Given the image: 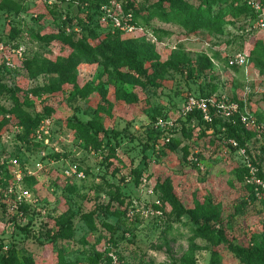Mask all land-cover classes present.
Masks as SVG:
<instances>
[{
	"label": "rangeland",
	"instance_id": "374dc122",
	"mask_svg": "<svg viewBox=\"0 0 264 264\" xmlns=\"http://www.w3.org/2000/svg\"><path fill=\"white\" fill-rule=\"evenodd\" d=\"M157 2L0 0V85L13 91L3 94L0 105L5 110L17 102L23 113L19 117L0 110V121H8L0 130V154L22 150L29 167L41 153L46 155L32 184L34 211L40 213L33 223L25 230L16 227L0 205L3 251L15 244L37 264H181L192 246L196 264H210L213 249L219 252L217 264H243L231 247L264 252V182L258 176V171L264 173V60L259 65L255 56L245 68L227 67L222 55L242 52L225 45L229 34H189L157 17L147 23ZM227 3L229 12L233 0ZM235 29L228 28L232 34ZM58 32L74 33L73 39L41 40ZM250 40L244 49L253 47ZM140 42L153 44L160 61L181 54L190 63L183 74L168 72L158 88L124 85L112 65L104 68L100 56L120 48L137 64L141 57L134 44ZM34 56L57 62L74 59L77 88L64 84L60 91L47 93L45 87L57 83L58 76L46 73L31 79L24 64ZM208 59L213 66L207 69ZM85 84L95 91L83 98L78 90ZM100 89L106 90V99ZM117 91L135 93L137 100H121ZM202 93L237 106L228 116L213 114L237 132L231 134L218 121L208 127L185 119L179 106L186 97ZM100 106L104 110L97 119L104 132L96 137L101 142L96 149L69 125L73 119H94ZM39 116V124L50 120L51 137L47 146L35 145L38 124L28 149L17 138L24 130L20 123ZM159 120L163 123L157 125ZM157 131L162 138L156 139ZM68 166H76L82 176L67 178ZM243 168L248 170L238 181ZM166 180L184 209L193 210L198 203L215 210L217 219L207 222L224 232L228 243L210 249L200 238L192 239L193 220L187 214L178 217L157 186ZM63 215L71 217L68 238L56 235ZM205 220L199 218L200 223Z\"/></svg>",
	"mask_w": 264,
	"mask_h": 264
},
{
	"label": "trees",
	"instance_id": "16d2710c",
	"mask_svg": "<svg viewBox=\"0 0 264 264\" xmlns=\"http://www.w3.org/2000/svg\"><path fill=\"white\" fill-rule=\"evenodd\" d=\"M197 3H190L187 0H158V2L153 6L154 10L150 11L147 15L146 22L152 18H159L161 21L166 23H173L189 34H194L200 30H204L209 34L226 35L229 34L230 38L225 42L226 46H231L234 50L247 51L249 59L257 56V63L263 65L264 60V35L261 33H256L254 31H247L245 27V21L248 18H254V13L250 8H248L243 0H233L234 6H231L229 12L226 10L228 8V0H197ZM264 2V0H262ZM1 6V5H0ZM19 11L17 10L16 13ZM134 20L139 17L136 12L133 15ZM241 24V25H240ZM236 27L235 32L232 34L228 28ZM155 33L158 31H154ZM73 34L64 35L62 32L54 33L53 35H46L42 37L41 40L51 41L54 39L63 40L70 43L73 39ZM94 34V33H92ZM253 38V47L244 49V43ZM84 40V39H82ZM251 41V40H250ZM133 47V45H132ZM136 53L141 57L139 63L134 64L130 61L126 51L118 48L114 50L110 55L106 53L101 54L102 62L106 70L112 65L117 78L124 85L132 86H152L158 88L162 85V82L166 79V75L170 71H174L183 74L185 65L190 63L185 56L181 54H173V56L167 61H160L159 55L155 50L153 44L140 42L134 44ZM244 49V50H243ZM234 53V52H233ZM227 55H222L221 60L226 63ZM207 69L212 67L210 59L207 60ZM77 63L74 59H70L64 62L50 61L38 56H34L25 61L24 68L31 79L37 78L41 74H56L58 76V82L53 83L45 87L47 93H55L62 89L64 84H71L74 88H77L75 67ZM126 67L125 71L122 68ZM231 69L237 70L238 67L232 66ZM188 77H191V71L187 73ZM95 89L90 84H85L78 90V93L83 97H88L93 93ZM8 92H13L6 89L0 85V102L4 95ZM100 95L103 99H106V90L100 89ZM117 96L121 100L127 102L136 101L137 97L135 93H127L125 91H117ZM212 93H202L198 96L207 98L211 96ZM187 98V97H186ZM0 110H4L0 105ZM104 110L103 106L97 107L94 119L82 122L73 119L69 127L73 130L79 138H81L87 145L96 147V149L101 148V142L97 141V135L104 132L103 125L98 121L97 116L99 112ZM10 114H16L21 117L23 115L21 111V106L16 102L10 107L4 110ZM41 116L37 117L32 121L23 120L20 124L23 127V132L18 134V139L24 142L25 146L30 149L29 139L30 135L33 133V128H35L39 123ZM196 119L199 124H204L208 127L213 126L217 121L221 124L227 126L229 132L234 134L236 129L226 124L222 119L213 118L211 122H206L202 119L199 112L195 111L188 114L185 119L191 121V119ZM8 121L2 119L0 121V130L7 125ZM8 126V125H7ZM237 132V131H236ZM162 132L157 131V138H162ZM164 143V140L162 141ZM173 147H176L178 142L174 139L170 140ZM35 145L37 143H34ZM14 154L22 161H27L23 159L25 153L22 150H17ZM55 158V157H54ZM248 169L243 168L238 170L237 180L242 181V173H246ZM258 176L264 182V173L258 171ZM36 178L28 177L25 178V185L29 187L32 191V184L35 183ZM166 200L169 201L170 205L174 209L173 211L179 217L181 215L187 214L194 222V227L192 228V239L200 238L201 240L209 244L210 249L219 247L225 242L228 243L226 235L222 231L212 228L207 221L216 220L217 215L213 208L204 206L203 204H196L193 210H186L183 208L181 203L178 201L177 197L172 193L169 181H163L157 185ZM123 201L120 200V204ZM5 213L9 214L6 206H2ZM24 215L27 218V222L23 223V219L19 218L17 214L10 215V221H13L16 227L25 230L29 223H33L34 218H37L40 213H36L34 209L30 212L27 206L23 207ZM118 213L123 214V212L118 210ZM205 218L206 222L200 223L199 218ZM84 218L90 219L89 215H85ZM71 217L65 216L59 220L57 236L59 238H68L71 236ZM231 249L240 257L243 264H264V252L255 249L253 247H231ZM193 246L182 258L181 264H196L193 258ZM220 260L219 252L213 249L211 254L210 264H217ZM0 264H37V262L30 255H26L21 252L15 244H11L7 250L3 251L0 245Z\"/></svg>",
	"mask_w": 264,
	"mask_h": 264
},
{
	"label": "built area",
	"instance_id": "2783aa9c",
	"mask_svg": "<svg viewBox=\"0 0 264 264\" xmlns=\"http://www.w3.org/2000/svg\"><path fill=\"white\" fill-rule=\"evenodd\" d=\"M245 5L252 10L254 18H248L245 21L247 31H254L264 35V2L262 0H243ZM248 53L246 51L227 54V67L245 68L248 65ZM246 93L250 91L245 87ZM264 91V90H263ZM179 110L184 117L192 112H199L202 119L206 122L213 120V114H224L226 116L237 111V106L230 103L224 98L217 100L213 97H197L188 96L185 101L179 106ZM50 120L44 119L35 129V143L48 145L50 139ZM163 123L159 120L157 125ZM45 153L40 154V158L33 161V165L29 167L27 161L21 162L13 153L0 154V205L6 206L10 215L17 214L23 219V223L27 222L24 215L23 207L27 206L31 212L37 205V199L34 191L25 185V178L38 177L37 172L43 169V157ZM64 174L67 178L81 177L82 173L77 171L76 166H68L65 168Z\"/></svg>",
	"mask_w": 264,
	"mask_h": 264
}]
</instances>
